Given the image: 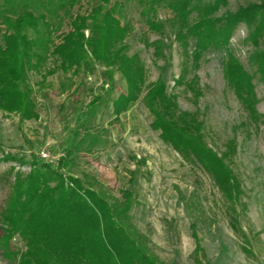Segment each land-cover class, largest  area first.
Here are the masks:
<instances>
[{
	"label": "rangeland",
	"instance_id": "rangeland-1",
	"mask_svg": "<svg viewBox=\"0 0 264 264\" xmlns=\"http://www.w3.org/2000/svg\"><path fill=\"white\" fill-rule=\"evenodd\" d=\"M262 4L264 0H227L218 15ZM85 9L83 1L75 11ZM122 9L121 17L115 15V19L123 26L128 22L132 29L126 39L128 53L138 54L142 60L146 83L162 78L179 110L194 115L202 125L207 147L218 156L227 154V164L240 189L235 212L199 164L183 158L150 128L151 117L141 103L114 120L107 100L123 93V87L118 84L113 90L108 86L101 90L98 73L75 78L76 86L63 94L60 73L47 76L44 83L43 74L32 73L29 81L39 118L20 124L17 116L0 112V208L16 172H28L32 161L55 167L65 158L64 175H88L93 189L107 199L120 200L124 190L134 192L133 224L160 262L264 264V87L249 61L255 50L250 36L260 16H255L252 25H238L227 48L206 51L193 67L174 41L178 21L169 11L161 9L145 18L135 5H123ZM67 31L63 26L55 34L56 45L67 44ZM258 37V48H264V32ZM146 41L148 46L162 42L164 57H155L154 48ZM226 49L253 77L260 116L256 126L226 86L222 72ZM193 51L190 44L188 55ZM52 65L50 60L47 67ZM185 67L183 83L174 84ZM193 78L196 96L186 86ZM96 96L101 101L91 107ZM41 153L48 158H42ZM11 245L14 252L23 249L17 237ZM0 264L14 263L0 250Z\"/></svg>",
	"mask_w": 264,
	"mask_h": 264
},
{
	"label": "trees",
	"instance_id": "trees-1",
	"mask_svg": "<svg viewBox=\"0 0 264 264\" xmlns=\"http://www.w3.org/2000/svg\"><path fill=\"white\" fill-rule=\"evenodd\" d=\"M83 1L85 11H75ZM131 4L145 18L161 9L172 14L178 21L174 41L193 67L206 51L227 48L235 28L252 25L259 15L250 36L255 50L249 61L264 87V48H258L264 4L219 16L227 0H0V112L17 116L20 124L39 118L29 81L32 73L43 74L41 83L60 73L62 94L76 86L75 78L98 73L101 90L123 87V93L107 100L114 120L141 103L151 117L150 128L183 158L199 164L235 212L240 189L227 154L218 156L207 147L196 117L179 110L162 78L147 84L139 55H129L126 39L132 29L115 15L121 17L123 5ZM63 26L68 29L67 44L56 45L55 34ZM190 44L194 51L188 55ZM148 47L154 48L155 57H164L162 42ZM226 58L222 68L226 86L256 126L260 116L253 77L227 49ZM50 60L52 68L47 67ZM183 72L174 84L183 83L186 67ZM195 82L193 78L186 86L196 96ZM93 90L89 89L91 94ZM100 101L101 97H93L90 106ZM66 167L65 158L55 167L32 161L28 172L13 175L9 196L0 208V250L5 259L14 264H165L150 252L146 237L133 224V191H122L120 200L107 199L93 189L88 175H64ZM237 230L232 227L236 234ZM15 237L23 245L17 252L11 245Z\"/></svg>",
	"mask_w": 264,
	"mask_h": 264
},
{
	"label": "built area",
	"instance_id": "built-area-1",
	"mask_svg": "<svg viewBox=\"0 0 264 264\" xmlns=\"http://www.w3.org/2000/svg\"><path fill=\"white\" fill-rule=\"evenodd\" d=\"M41 157L44 158V159H45V158H48L47 155H45V154H43V153H41Z\"/></svg>",
	"mask_w": 264,
	"mask_h": 264
}]
</instances>
